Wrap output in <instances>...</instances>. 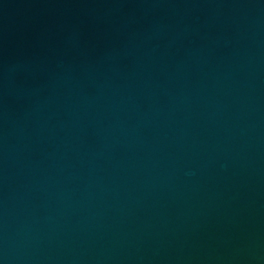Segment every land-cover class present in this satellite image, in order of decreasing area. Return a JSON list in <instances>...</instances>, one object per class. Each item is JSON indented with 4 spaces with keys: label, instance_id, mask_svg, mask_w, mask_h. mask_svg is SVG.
<instances>
[{
    "label": "water",
    "instance_id": "obj_1",
    "mask_svg": "<svg viewBox=\"0 0 264 264\" xmlns=\"http://www.w3.org/2000/svg\"><path fill=\"white\" fill-rule=\"evenodd\" d=\"M0 264H264V0H0Z\"/></svg>",
    "mask_w": 264,
    "mask_h": 264
}]
</instances>
